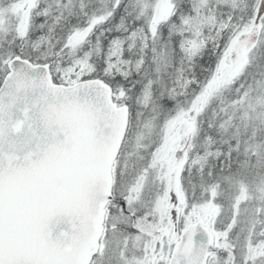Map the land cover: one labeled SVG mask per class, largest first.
Returning <instances> with one entry per match:
<instances>
[{"label":"snow or ice","instance_id":"6c2138e0","mask_svg":"<svg viewBox=\"0 0 264 264\" xmlns=\"http://www.w3.org/2000/svg\"><path fill=\"white\" fill-rule=\"evenodd\" d=\"M0 264H264V0H0Z\"/></svg>","mask_w":264,"mask_h":264}]
</instances>
